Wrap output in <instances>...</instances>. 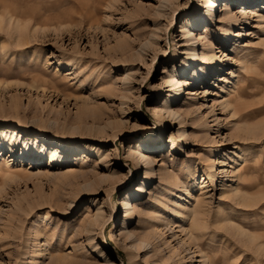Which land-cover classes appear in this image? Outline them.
Here are the masks:
<instances>
[{"label": "rangeland", "instance_id": "rangeland-1", "mask_svg": "<svg viewBox=\"0 0 264 264\" xmlns=\"http://www.w3.org/2000/svg\"><path fill=\"white\" fill-rule=\"evenodd\" d=\"M249 1L225 3L233 15L241 7H252ZM202 4L0 0V172L10 163L16 171L31 174L0 194V264H202L199 258H189L184 242L204 253L210 264H264V32L256 19L238 15L232 24L228 19L214 23L205 50L201 45L198 49L200 56L202 52L205 58L213 54L220 59L219 77L225 76V69L236 71L232 94L244 91L242 112L232 115L218 103L213 106L219 89L212 85L213 74L205 77L212 63L208 59L195 68L201 78L197 87L183 86L182 100L172 106L180 109L190 138L180 146L182 152L171 149L172 136L179 143L181 117L174 120L165 114L161 128L152 113L153 105L161 104L172 88L163 82V66L179 70L186 56L180 25L199 16L203 10L196 15L191 11ZM263 4L257 0L256 10ZM161 5L166 9L157 30L152 12ZM227 11L215 10L216 20L222 21ZM202 28L198 31L204 33ZM154 33L158 44L147 45ZM245 40L251 42L249 47ZM175 50L177 57L171 60ZM233 56L241 61L234 63ZM188 91L197 92L194 96ZM13 102L17 109H7ZM16 124L26 126L28 137L11 144L9 132ZM70 126L77 128L73 145L58 146L70 137ZM148 137L159 141L158 150L149 153L154 177L139 199L130 202L134 212L125 216L121 201L143 183L146 168L128 155V146L149 143ZM35 141L58 148L64 158L54 161L49 151L33 150ZM228 155L236 159V174L226 177L222 172L231 169ZM214 169L220 173L212 185L208 177ZM225 181L251 201L243 205L232 192L224 193ZM93 199V212L87 216ZM94 203L103 210L102 217L87 231ZM190 204L201 211L194 239L181 228L185 223L187 227L186 216L175 217L169 210L182 211ZM120 229L132 236L123 240ZM139 239L148 242L141 251L129 242ZM146 250L150 252L145 258Z\"/></svg>", "mask_w": 264, "mask_h": 264}, {"label": "bare ground", "instance_id": "bare-ground-1", "mask_svg": "<svg viewBox=\"0 0 264 264\" xmlns=\"http://www.w3.org/2000/svg\"><path fill=\"white\" fill-rule=\"evenodd\" d=\"M202 1H203V4L201 6L197 5L196 8L191 11V14L196 15L198 12H200L202 10H203V12L201 14H199V16L198 15L195 16L193 19L184 20L183 23L180 25L179 32H181L182 35L184 36V37H182V38H184V40H182V44H181V47L184 48V50L182 51V54H185L186 56H185V58L182 59L179 70L177 68L169 70V67L167 68L166 64H165L163 66L162 71H161V74L165 73L164 76H162V79H163V82L165 83V86H170L172 88L168 90V96L165 100H163V102L161 104L157 103V104L153 105V112L152 113L157 116L161 128H163L166 124L165 116H164L165 114H167L168 116H170L174 120H175V118L181 117V119L179 120V123L181 124V126L177 131L178 132L177 137L179 138V143H175V141H174L175 137H173V136L171 137V149L173 148V150L176 149L178 151L182 150L180 148L181 145L190 143L189 142L190 138H189L188 133L185 130V125L183 124L184 123V117L181 116L180 109H176L174 111L172 106L179 103L182 100V98H180V96H181V94L184 95V91H182L183 86L189 84V85H192L194 87V86H196L195 84L197 83V81L199 79H201L198 77L199 75L197 76V73L195 71V68L199 64L206 63V60H208V59L212 61L205 77L207 78L210 74L212 77V74H213L214 77H212V79H211L212 85L216 86L219 89V90H215V93H214V94L218 95L219 100H216L217 99L216 98L213 102L214 103L213 106L218 103L217 105H219L224 111L230 109L229 112H231L232 115H235L237 112L241 111L242 108L244 107L242 105L241 100H240L243 97V95H245V94H243L244 91L242 93L241 91L238 90L235 94H232V91H233V88L235 85L234 84L235 83L234 78L236 76V71L231 69V68L225 69V71L227 70L225 73H223L225 76L219 77L217 75V73L219 71H216V70L218 69L217 65L221 64L220 59L217 57H214L213 54L209 58H205V53L201 52V56L198 54V49H199L200 45L202 46V49L205 50V48H204L205 43L204 42H206L205 40L207 39V35L211 31V27L215 26L214 23L224 22L226 19H228L230 21L229 24H232L235 21H237L238 15H243V16H248V17L251 16L254 19H256V22H257L256 26L261 28L264 32V4L259 6V10H256V8H257L256 1L257 0L249 1L246 4L248 6L253 5L252 7H245L244 9L241 7V10H237L233 15H230L231 12L229 11V7H228L229 5L225 3L226 1L228 2V0H221L218 4L216 3L217 2L216 0H202ZM260 1H262V0H260ZM233 2H235V0H231L230 5ZM222 4H223V6H220ZM241 4H243V3H241ZM240 6H243V5H240ZM240 6H239V8H240ZM165 9H166L165 6L161 5V7H158L154 12H152V15H153L152 22L156 26L155 28L157 30H158V27L160 25L158 18H161V16H164ZM215 10H217V14H218V12L228 10L227 16L224 17L222 19V21L216 20L217 14H214ZM175 11H176V9L172 10L173 13L170 17L171 20L173 18ZM0 21H1V19H0ZM146 21H148V19H144L142 22H146ZM16 23L17 24L15 26V32H17V34H19V32H21V28H20L21 25L18 22H16ZM202 27H204V30H203L204 33L198 31ZM194 31L197 33L194 34ZM155 34L156 33L152 34V37L150 38L149 42L146 43L147 45H149V44L157 45L158 44V39L155 38ZM196 35H197V37H196ZM238 35L239 34H236L235 36H238ZM243 35L245 36V33H243ZM244 44L246 47H249L251 45V42L245 40ZM157 50L158 51L156 52L155 56H156V58L159 57V59H160L162 57V54L159 56V49H157ZM232 52L233 51H231L230 54H232ZM177 54H178L177 50L172 52L170 55V59L171 60L176 59ZM139 55H141V53H138V56ZM202 55H203V57H202ZM181 56H183V55H181ZM231 60H233L234 63L241 61L240 59H235L234 56L231 58ZM152 64L153 63L151 61V66H152ZM197 71H198V69H197ZM198 72L200 73L201 71H198ZM188 75H191V77L189 79L184 78V77H187ZM227 76H230V78H228ZM124 79H125V81H127L129 79V72L128 71H127L126 77ZM211 80L209 83H211ZM5 87H8V86H5ZM193 91H188L186 93L187 94H194V96H195L197 91H195V92H193ZM208 91L209 90H206L205 92H208ZM157 92L160 94V96L164 95V89H162L161 87L158 88ZM13 99H14V95H11V100H13ZM121 104H123V103H121ZM7 109L16 110L17 104L13 102L10 104V108H7ZM188 113H192V112L190 110L188 112L186 111V115ZM5 122H7V121H5ZM11 124H14V123H11ZM17 128H19V131ZM76 130H77L76 127L70 126V128L68 129V134L70 137L68 139H66L63 143L58 144V146H62V144H65V143H70L71 145H73V143H71V141H72V139H74L73 136H74V133ZM249 131H251V130H249ZM27 132H28V130H27L25 125L16 124L15 127L9 132L10 138H11L10 139L11 144H15L17 142V139L20 137H28ZM40 132L44 133L46 131L43 129H40ZM147 141L149 143H142V144L141 143H129V146H128V153H129L128 155L132 156L136 160H137V158L140 159V161L144 162L146 168H145V178H144L143 183L138 187L137 190H135L133 192L129 191L128 194L126 195V197H123V199L121 201V205L124 207L125 216L127 214H132V212H134L133 211L134 205L132 206L130 204V202L139 199L138 197L144 192L146 185H148L154 177L153 172H152V167H151L152 163L150 161L149 153H151V151L154 152L155 150H158L157 145H159V141L154 140V138H151V137H148ZM2 146L3 145L0 142L1 149H2ZM32 146H33V148H32L33 150H37V151L40 150L39 151L40 153H44V152L47 153L49 151L48 153H50V158L52 160H54V158H56V157L57 158H64V156H65L64 154L62 155V153H58L59 152L58 148L46 147L45 145H42L41 143H38L37 141H35ZM0 152H1V150H0ZM228 158L230 159V162H229L230 164L228 166L231 169H230V171L225 170L224 172H222V173H224V175L226 177L232 176V173H234V167H233L232 163L236 160L231 155H228ZM1 164L2 163L0 162V170H1ZM215 165H216V163L214 162V163H212L211 167L213 168V167H215ZM4 169L5 170L2 173L0 172V194L6 193L5 192L6 190L9 191V189L15 188V186L19 185L21 182H25L29 178V176L31 175V174L29 176L24 175L22 172L16 171V168H14V166L10 163H7L5 165ZM236 171H238V169ZM219 173H220L219 171H216V169H214L213 175L208 177V179L210 180L212 185H214L215 180L218 178ZM234 174H236V173H234ZM183 189L185 190L186 188H183ZM223 191H224V193H226L228 191L232 192L231 194L234 196V198L237 197L238 199H240V201H242L243 205H247L249 203L250 199L247 198V196L243 195L241 193V191L237 188V186L229 185L228 181H225V183L223 184ZM169 194L172 196L171 198L176 197L174 195L175 194L174 190L170 191ZM94 201H95L94 199L91 200L88 207H87V211H86L87 216H89L90 213L93 212V209H91L90 205ZM175 201H176V199H173L174 204L176 203ZM94 204L96 207V212L94 213L95 216L93 217L92 221L90 220L87 223V226L85 224V226H86L85 228L87 229V231H90L91 229H93V227H95V225L100 221L99 219L102 217V211L103 210H101L99 207H97L98 203H94ZM169 210L171 211L170 213L172 215H174L175 217L186 216L187 227H186V223H185V224L181 225V228L183 231H187V230L189 231L188 232L189 238L195 237V234H193L194 232L192 233V231L193 230H199V229H197V228H199V226H198V224H199L198 218L199 217L197 216V214L201 213V211H198V207L195 204H190V205L183 207L182 211L177 210L175 207H171V208H169ZM65 212L68 213L69 211L66 210ZM91 216H93V214ZM188 222H189V224H188ZM125 224H126V219H124L122 222L123 226ZM119 231H120V234H121V237L123 238V240H128L132 236V233L122 231V229H120ZM240 233L244 234V235L246 234L247 238L249 240H253V236L250 235L249 233L247 234V232H244L241 229H240ZM192 239H194V238H192ZM129 242L132 246L135 245L137 247V250H139V251L144 250L143 248L148 245V242H146L144 239H139V241H130L129 240ZM183 245L187 246V247H185L184 250L188 253V255H191L189 257L190 259L191 258L193 259L195 257V258H199L198 262H201L202 264H210L209 261L206 259L207 256L204 253L199 254L200 251L195 250V249L191 250L190 245L188 246L186 242H184ZM149 252H150L149 250L144 251L145 258L149 256V254H148ZM150 256H152V255H150ZM152 262L150 261V263H152ZM130 264H135V263H130Z\"/></svg>", "mask_w": 264, "mask_h": 264}]
</instances>
